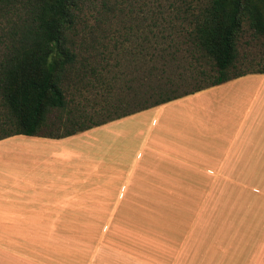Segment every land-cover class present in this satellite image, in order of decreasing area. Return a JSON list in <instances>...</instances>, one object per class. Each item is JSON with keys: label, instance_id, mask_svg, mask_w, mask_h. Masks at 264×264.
Segmentation results:
<instances>
[{"label": "crops", "instance_id": "crops-1", "mask_svg": "<svg viewBox=\"0 0 264 264\" xmlns=\"http://www.w3.org/2000/svg\"><path fill=\"white\" fill-rule=\"evenodd\" d=\"M0 264H264V73L1 139Z\"/></svg>", "mask_w": 264, "mask_h": 264}, {"label": "trees", "instance_id": "trees-1", "mask_svg": "<svg viewBox=\"0 0 264 264\" xmlns=\"http://www.w3.org/2000/svg\"><path fill=\"white\" fill-rule=\"evenodd\" d=\"M96 1L0 0V26L4 30L0 38V103L4 110L0 113V140L13 135L64 137L244 75L225 76L235 59L233 38L242 12L252 29L264 36V0H180L174 6L175 14L168 16L164 24L175 27L185 47L167 52V56L175 60L176 51L189 57L191 51L204 55L216 74L211 82L169 96L163 89H174L179 80L162 77L159 81L165 80L154 90L151 88V102L143 107L61 135L43 133L49 114L65 108V89L73 83L90 85V80L100 79L99 70L78 52L84 45L95 48L92 33L101 21ZM99 7L101 12L110 10L106 0H101ZM87 16L92 17V25L86 23ZM79 27L94 41L85 37L77 41ZM196 75L205 76L206 72L199 68Z\"/></svg>", "mask_w": 264, "mask_h": 264}, {"label": "rangeland", "instance_id": "rangeland-1", "mask_svg": "<svg viewBox=\"0 0 264 264\" xmlns=\"http://www.w3.org/2000/svg\"><path fill=\"white\" fill-rule=\"evenodd\" d=\"M100 1L96 5L101 21L92 33L95 48L84 45L78 51L99 70L100 79L90 80V85L73 83L65 89L66 106L49 114L43 133L61 135L143 107L151 102V88L165 80L159 81L162 77L179 80L174 89H163L172 96L205 86L216 76L209 59L196 51H191L192 57L176 51L175 60L167 56V52L185 47L175 27L165 26L180 0H106L108 13L101 12ZM258 6L262 12L263 7ZM86 23L92 25V17L87 16ZM3 32L0 26V38ZM85 34L79 27L76 40L84 39ZM88 37L85 40L94 41ZM233 40L235 59L225 76L264 73V36L252 29L244 12ZM199 68L205 76L196 75Z\"/></svg>", "mask_w": 264, "mask_h": 264}]
</instances>
